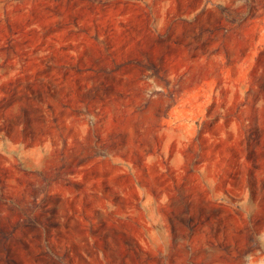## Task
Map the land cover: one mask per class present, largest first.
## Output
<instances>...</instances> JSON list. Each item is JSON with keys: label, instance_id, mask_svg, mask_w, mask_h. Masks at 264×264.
I'll return each mask as SVG.
<instances>
[{"label": "rangeland", "instance_id": "obj_1", "mask_svg": "<svg viewBox=\"0 0 264 264\" xmlns=\"http://www.w3.org/2000/svg\"><path fill=\"white\" fill-rule=\"evenodd\" d=\"M162 263L264 264V0H0V264Z\"/></svg>", "mask_w": 264, "mask_h": 264}, {"label": "bare ground", "instance_id": "obj_2", "mask_svg": "<svg viewBox=\"0 0 264 264\" xmlns=\"http://www.w3.org/2000/svg\"><path fill=\"white\" fill-rule=\"evenodd\" d=\"M164 251H165V249H164ZM164 254V253H163ZM163 257V256H162ZM168 257V256H167ZM164 259V258H163ZM165 260H166V258H165ZM186 261V260H185ZM165 262V261H164ZM204 262V261H203ZM163 264V263H162ZM208 264V263H207Z\"/></svg>", "mask_w": 264, "mask_h": 264}]
</instances>
